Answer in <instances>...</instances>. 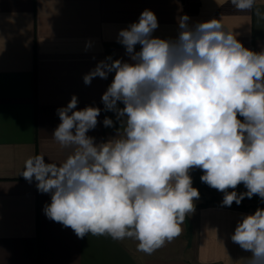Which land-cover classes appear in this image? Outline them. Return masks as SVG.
Masks as SVG:
<instances>
[{
    "label": "clouds",
    "instance_id": "1",
    "mask_svg": "<svg viewBox=\"0 0 264 264\" xmlns=\"http://www.w3.org/2000/svg\"><path fill=\"white\" fill-rule=\"evenodd\" d=\"M229 2L264 20L256 0ZM189 20L178 18L175 38H160L153 35L157 16L145 9L118 31L129 59L108 56L84 75L90 85L114 74L101 100L115 114L103 126L119 123L115 136L97 143L87 135L101 109L77 110L73 95L56 110L52 132L70 154L59 165L43 155L24 162L20 175L51 197L44 215L78 238L133 239L138 251L152 254L181 235L195 210L194 169L224 194L222 206L253 196L264 202V50L246 48L221 18ZM240 184L247 191H235ZM231 240L251 253L247 264H264V208L242 214Z\"/></svg>",
    "mask_w": 264,
    "mask_h": 264
},
{
    "label": "crops",
    "instance_id": "2",
    "mask_svg": "<svg viewBox=\"0 0 264 264\" xmlns=\"http://www.w3.org/2000/svg\"><path fill=\"white\" fill-rule=\"evenodd\" d=\"M256 7L264 12V0H256ZM145 9L157 16L156 37L175 38L183 15L190 24L221 18L246 48L264 50V20L254 10L238 12L229 0H0V264H247L251 253L231 235L241 215L264 208V202L253 196L222 206L224 194L202 183L199 169L190 172L193 187L215 201L197 204L181 235L150 255L138 251L133 239L78 238L44 215L50 195L20 175L30 156L59 165L72 151L52 132L60 123L56 110L73 95L77 110L101 109L97 127L87 135L97 143L115 136L119 123L103 126L105 116L115 121V114L101 100L114 74L90 85L83 77L108 56L129 59L117 43L118 31L138 22ZM235 191L247 189L240 184Z\"/></svg>",
    "mask_w": 264,
    "mask_h": 264
},
{
    "label": "rangeland",
    "instance_id": "3",
    "mask_svg": "<svg viewBox=\"0 0 264 264\" xmlns=\"http://www.w3.org/2000/svg\"><path fill=\"white\" fill-rule=\"evenodd\" d=\"M210 194L208 192H202L200 193V198L198 200H195V206H198L197 204H204L206 202H209L211 200L215 201V196H209ZM246 205V204H245ZM258 206V205H257ZM258 208H261L260 206H258ZM189 219L188 216L186 217L185 220ZM188 221V220H187Z\"/></svg>",
    "mask_w": 264,
    "mask_h": 264
}]
</instances>
